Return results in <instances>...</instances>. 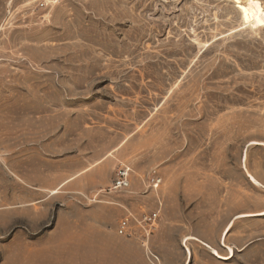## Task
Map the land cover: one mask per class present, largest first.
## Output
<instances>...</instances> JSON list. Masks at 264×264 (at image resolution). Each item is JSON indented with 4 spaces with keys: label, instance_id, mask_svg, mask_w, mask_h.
Segmentation results:
<instances>
[{
    "label": "rangeland",
    "instance_id": "rangeland-1",
    "mask_svg": "<svg viewBox=\"0 0 264 264\" xmlns=\"http://www.w3.org/2000/svg\"><path fill=\"white\" fill-rule=\"evenodd\" d=\"M243 7L0 0V264H264V232H229L230 260L199 242L225 256L220 199L264 184V25ZM128 211L158 212L149 238L116 234Z\"/></svg>",
    "mask_w": 264,
    "mask_h": 264
},
{
    "label": "crops",
    "instance_id": "crops-1",
    "mask_svg": "<svg viewBox=\"0 0 264 264\" xmlns=\"http://www.w3.org/2000/svg\"><path fill=\"white\" fill-rule=\"evenodd\" d=\"M249 179V188L251 194L249 196L237 197L236 191L232 192L229 199H225L224 204L222 198L219 205V227L215 232H222L220 237L221 246L225 248L227 254L222 256L218 251L208 244L199 241L205 248L207 247L212 253L222 260H230L235 255V249L232 246L225 245V238L229 232H264V184L257 181L253 176L247 173ZM259 196L261 200L258 201ZM26 197H17V204L25 203ZM18 224L16 227H22ZM16 232H19L17 230ZM26 232H36L27 229ZM59 232V230L57 231ZM70 232V230H66ZM82 232H94V229L84 230ZM241 248L240 251L244 250ZM189 259V257H188Z\"/></svg>",
    "mask_w": 264,
    "mask_h": 264
},
{
    "label": "built area",
    "instance_id": "built-area-1",
    "mask_svg": "<svg viewBox=\"0 0 264 264\" xmlns=\"http://www.w3.org/2000/svg\"><path fill=\"white\" fill-rule=\"evenodd\" d=\"M130 173L131 169L129 166L120 167L116 172L115 179L113 180L109 190L125 191L128 189L130 184ZM161 182L162 179L156 171H152L147 178L148 185L153 189H157ZM132 220L137 222L138 231H135L134 227H132ZM158 220L159 214L156 211L143 213L138 217H135L133 213L128 211L126 215L117 223L116 234L125 238H134L139 236L141 239L145 240L149 238L157 229ZM155 261L159 264L158 258H155Z\"/></svg>",
    "mask_w": 264,
    "mask_h": 264
},
{
    "label": "bare ground",
    "instance_id": "bare-ground-1",
    "mask_svg": "<svg viewBox=\"0 0 264 264\" xmlns=\"http://www.w3.org/2000/svg\"><path fill=\"white\" fill-rule=\"evenodd\" d=\"M235 1L238 3V5L242 3L245 4V7L242 8L243 17H249V21L253 24V26L264 25V7L260 3V1L257 0H235ZM244 25L245 27H247L248 23L244 22Z\"/></svg>",
    "mask_w": 264,
    "mask_h": 264
}]
</instances>
